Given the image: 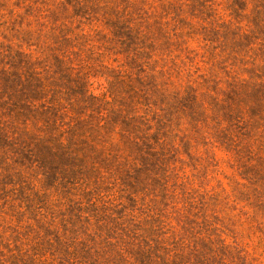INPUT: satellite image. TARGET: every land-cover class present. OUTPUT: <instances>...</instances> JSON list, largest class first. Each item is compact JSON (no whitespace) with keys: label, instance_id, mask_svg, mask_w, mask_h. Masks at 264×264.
<instances>
[{"label":"rangeland","instance_id":"374dc122","mask_svg":"<svg viewBox=\"0 0 264 264\" xmlns=\"http://www.w3.org/2000/svg\"><path fill=\"white\" fill-rule=\"evenodd\" d=\"M46 1L51 11L64 2L58 26L72 39H87L78 59L54 67L61 97L74 104V113L85 112L83 118L91 110L86 97L109 103L120 117L113 143L122 145L125 122L138 147L130 154L123 147L111 167L105 149L80 166L46 171L24 160L34 130L29 125L25 145L0 149V264H59L50 250L56 241L70 252L87 242L96 253L93 223L80 236L64 230L65 222L84 225L90 199L98 207L133 210L148 231L157 222L163 240L184 236L187 223L206 225L211 232H203L204 243L216 236L228 252L217 263L264 264V115L249 96L248 67L224 63L228 53L215 52L221 42L208 34L245 32L244 22H234L235 0ZM32 4L0 0V45L14 38V51L37 79L53 76L52 25L46 13L29 11ZM139 80L151 87L147 97ZM195 198L203 204L198 217L190 208ZM76 257L67 264H86ZM99 257L92 262L117 264Z\"/></svg>","mask_w":264,"mask_h":264},{"label":"trees","instance_id":"16d2710c","mask_svg":"<svg viewBox=\"0 0 264 264\" xmlns=\"http://www.w3.org/2000/svg\"><path fill=\"white\" fill-rule=\"evenodd\" d=\"M30 1L34 4L29 6V11L46 13L44 18L52 25L47 41L52 60L49 69L53 76L38 74L36 79L30 72L29 64L26 65V57L20 51H14L11 44L14 38L0 45V149L25 145L24 138L28 137L25 130L32 125L34 130L31 143L27 146L28 157L24 160L50 171L52 165L80 166L89 156L96 160L103 150L108 149L106 162L111 167L116 161H121L123 147L129 154L131 150H137L138 144H133L131 139V125L121 123L125 127L120 133L122 145L119 147L113 143L112 136L119 126L120 117L114 110L106 108L109 103L86 97L85 102L91 109L89 115L83 118L85 112L74 113V104L61 97L65 93L57 85L54 67L61 68L64 63L78 59L82 52L80 42L87 39H72L65 25L58 26L61 15L66 11L64 2L51 11L46 9V0ZM248 10L249 13L245 14ZM231 11L235 23H245V32L238 28L233 32L208 34L221 42L219 47L214 48L215 52L222 49L223 53H228L224 63L239 62L248 67L245 72L252 79L248 85L249 96L255 99L264 115V0H235ZM43 32V29L40 30V35ZM24 39L30 41L27 35ZM108 50L106 47L103 49L106 53L110 52ZM138 82L147 97L150 85L143 80ZM67 96L72 99L74 94ZM191 200L190 208L196 211L198 217L203 212V204L196 198ZM84 212L87 215L84 225L77 228L75 222H65L64 230L80 236L86 234L93 223L96 233L90 239L98 240L100 249L93 254V247L85 242L79 252H70V245L61 246L56 241L55 245L51 243L50 250L52 256L60 261L59 264L70 263L78 255L84 257L86 264H96L92 260L99 256H111L117 264H219L228 256L226 247L216 236L213 237L215 244L204 243L201 238L203 232L211 231L206 225L197 229L195 221L187 223L184 236L173 234L170 239L163 240V228L156 226L157 222L148 231L132 215L134 211L127 207H112L108 203L98 207L90 199Z\"/></svg>","mask_w":264,"mask_h":264}]
</instances>
